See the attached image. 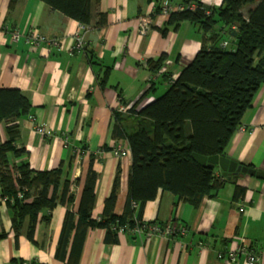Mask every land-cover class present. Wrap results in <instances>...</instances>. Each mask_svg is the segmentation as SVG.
Here are the masks:
<instances>
[{
  "label": "crops",
  "instance_id": "obj_1",
  "mask_svg": "<svg viewBox=\"0 0 264 264\" xmlns=\"http://www.w3.org/2000/svg\"><path fill=\"white\" fill-rule=\"evenodd\" d=\"M195 1L207 9L222 4V0H92V19L84 26L39 0H19L11 9L10 0H0V89L18 90L30 103L29 114L17 121L20 134L14 144L25 153L11 157L10 166L26 163L35 173L62 170L55 206L38 215L32 240L28 218L15 233L12 211L0 203V234H6L0 240V264H65L56 257L63 220L69 210L77 221L90 170L96 175L92 220L102 219L115 178L113 214H123L131 156L127 141L113 137L115 114L122 116L121 126L128 132L136 121L129 113L131 107L153 83L155 90L140 101L138 110L154 101L199 52L201 31L188 22L173 29L167 25L168 16L159 10L163 2L176 7ZM144 18L151 24L141 35L139 22ZM163 29L167 30L164 36ZM14 32L58 39L60 47L31 46L22 37L14 42ZM231 38L227 33L224 42L230 45ZM78 39L81 49L76 48ZM162 56L161 69L151 74L146 62ZM157 85L162 91H156ZM39 126L49 132L48 137L36 132ZM0 138L6 140L4 125ZM117 144L127 147L128 155L114 156ZM225 155L264 172V83L243 114ZM214 171L226 182L204 196L197 208L162 190L144 205L143 222L160 228L175 225L185 228L184 234L146 237L116 233L107 242L105 229L89 228L77 264H246L242 253L234 263L223 259L230 250H238L242 239L257 255L255 264H264V180L246 174L226 179L218 167ZM66 182L69 188L61 204ZM238 190L240 196H236ZM51 195L52 188L48 198ZM71 243L72 237L66 257Z\"/></svg>",
  "mask_w": 264,
  "mask_h": 264
},
{
  "label": "trees",
  "instance_id": "obj_2",
  "mask_svg": "<svg viewBox=\"0 0 264 264\" xmlns=\"http://www.w3.org/2000/svg\"><path fill=\"white\" fill-rule=\"evenodd\" d=\"M18 1L10 0L9 8ZM39 1L81 25L88 26L91 22L92 0ZM194 6V10L170 13L167 22L173 29L188 22L201 31V48L194 59L168 83L169 87L162 95L138 110L140 101L155 90L153 83L142 99L131 107L129 113L136 121L128 132L121 126L122 116L115 114L113 137L127 141L131 156L123 214H113L117 199L118 178H115L104 203L102 219L92 220L96 175L90 170L76 214L77 221L69 210L63 220L56 257L65 264H77L89 228L105 229L106 241L110 242L121 227L132 229L140 223L144 205L154 200L159 190L197 208L204 196H209L226 182L216 176L214 169L197 163L192 155L226 156L225 149L239 128L243 114L264 83V0H222L219 7L211 9L195 1ZM166 31L162 30L163 36ZM227 33L235 37L231 38L230 45L226 42L227 47H222ZM229 46H232L230 50ZM164 58L146 62L151 74L159 72ZM164 77L167 79L166 75ZM29 110V101L18 90L0 89V126L4 125L6 136L4 142L0 138V197L7 199L5 204L12 211L15 233L28 218V237L32 240L38 215L55 206L54 196L62 170L35 173L26 163L10 166L11 157L20 158L25 153L16 150L14 144L20 134L17 121L28 115ZM13 174H16L15 180ZM50 188L52 195L48 198ZM68 188L69 182H66L61 204L65 202ZM18 192L22 193L23 199H18ZM240 194L238 190L236 196ZM67 202L71 203L72 197ZM5 237V233L0 234V240ZM71 237L70 252L66 257Z\"/></svg>",
  "mask_w": 264,
  "mask_h": 264
},
{
  "label": "built area",
  "instance_id": "obj_3",
  "mask_svg": "<svg viewBox=\"0 0 264 264\" xmlns=\"http://www.w3.org/2000/svg\"><path fill=\"white\" fill-rule=\"evenodd\" d=\"M160 12L163 16H169L170 13L172 12H182L186 9L194 10L195 6L194 5H187V6H176L172 7L168 2H163L160 7ZM151 24V21L148 18L141 19L139 22V33L141 35H144ZM23 38L25 42L31 46H38L39 44H48L49 46L53 47H60V42L58 39H47L44 36L40 34H28V35H23L20 34L19 32H14L11 34V39L14 42H17L20 38ZM79 40V39H78ZM222 47H227V43L223 42L221 44ZM77 49H81V41H78V44L76 45ZM142 105V104H141ZM36 132L40 136H49V132L45 130L43 127H37ZM114 156L116 157H124L128 155V148L123 147L119 144L115 145L113 150H112ZM18 199H23V195L21 192L17 193ZM7 199L6 198H1L0 197V203H6ZM240 212H243V209H240ZM141 223V224H140ZM138 222L132 229H129L127 226H123L120 229H118V233H132V234H138V235H146V237H150L153 235H159L163 237H170L176 234H184L185 233V228H177L175 225H166L164 228H160L159 226L155 224H149L147 222ZM244 254L246 258V264H255L257 262V255L254 253L252 248L250 247L249 243H247L245 240H241V244L236 251H231L227 252L226 255L220 254L219 257L223 259L228 260L231 263H234L236 261V258L239 254Z\"/></svg>",
  "mask_w": 264,
  "mask_h": 264
},
{
  "label": "water",
  "instance_id": "obj_4",
  "mask_svg": "<svg viewBox=\"0 0 264 264\" xmlns=\"http://www.w3.org/2000/svg\"><path fill=\"white\" fill-rule=\"evenodd\" d=\"M231 36L233 38L235 37L234 34H231ZM192 157L197 163H199L202 166H207L208 168L211 169L218 167L221 170L222 177L226 179H230L228 175L246 174L264 180V172L256 171L246 166H243L239 164L237 161L227 156L204 157L198 154H193Z\"/></svg>",
  "mask_w": 264,
  "mask_h": 264
},
{
  "label": "rangeland",
  "instance_id": "obj_5",
  "mask_svg": "<svg viewBox=\"0 0 264 264\" xmlns=\"http://www.w3.org/2000/svg\"><path fill=\"white\" fill-rule=\"evenodd\" d=\"M174 1H175V0H174ZM231 48H232V46H229V47H228L229 50H230ZM158 87H159V86L157 85V89H158V90H156V91H162L161 89H159V88H161V87H159V88H158ZM156 91H155V92H156ZM164 92H165V90H164ZM164 92H163V91L160 92V94H158V97H159L160 95H162Z\"/></svg>",
  "mask_w": 264,
  "mask_h": 264
}]
</instances>
